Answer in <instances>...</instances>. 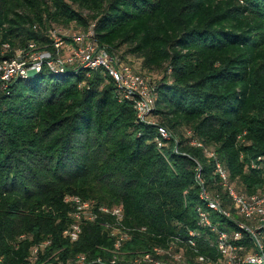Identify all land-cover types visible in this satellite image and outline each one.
<instances>
[{"label":"trees","instance_id":"trees-1","mask_svg":"<svg viewBox=\"0 0 264 264\" xmlns=\"http://www.w3.org/2000/svg\"><path fill=\"white\" fill-rule=\"evenodd\" d=\"M54 24L93 27L110 54L158 71V123L139 122L100 69L44 66L0 91V264H142L197 229L198 167L228 204L215 159L240 194L263 187L251 163L264 158V0H0V62L31 44L55 55ZM158 127L172 133L164 148ZM66 196L98 215L73 243ZM101 207L121 208V221Z\"/></svg>","mask_w":264,"mask_h":264},{"label":"built area","instance_id":"built-area-1","mask_svg":"<svg viewBox=\"0 0 264 264\" xmlns=\"http://www.w3.org/2000/svg\"><path fill=\"white\" fill-rule=\"evenodd\" d=\"M50 39L56 50L38 52L34 44L28 51L19 50L16 56L0 62V91L9 92L18 79H27L30 73L38 74L46 66L52 73L62 75L68 67H81L85 70H103L115 85L120 101H132L139 122H147L156 107L157 96L150 80L136 71L119 56L110 54L106 47H100L94 38L93 27L84 33L68 37L51 32ZM70 40L74 47L66 57L62 56L64 41ZM149 123V122H148ZM157 145L164 148V140H170L172 133L158 127ZM201 147L202 145L192 143ZM214 157L213 153L208 154ZM214 159V158H213ZM264 158L251 163L254 170L264 171ZM195 183L198 186L199 202L196 207L197 229L189 230L180 240L173 239L167 248L155 247L141 258L142 264H264V183L263 187L250 195L240 194L229 182V174L220 161L215 159L214 173L220 185L227 192L228 204L219 195L208 191L205 179L198 167ZM187 193V192H186ZM66 203L73 207L72 225L64 232L70 241H78L84 223L94 222L98 215L94 206L78 196L67 198ZM99 212L122 219L121 208H99ZM119 232L113 231V236ZM128 239L122 235L117 242ZM181 244V246H180ZM203 247L201 253L199 246ZM37 250H35L36 254ZM189 254V256H187ZM84 258L80 259L82 263ZM138 260L135 264H138ZM114 263V262H112Z\"/></svg>","mask_w":264,"mask_h":264},{"label":"rangeland","instance_id":"rangeland-1","mask_svg":"<svg viewBox=\"0 0 264 264\" xmlns=\"http://www.w3.org/2000/svg\"><path fill=\"white\" fill-rule=\"evenodd\" d=\"M76 25L74 24H71L69 26L67 25H52L51 28L49 29V32H57L58 34H63L65 36H72L73 34H76V33H84L80 28H75ZM48 32V33H49ZM64 52L65 53H69V50H71V46L69 44L68 41H64ZM125 52V49L121 50V54H124ZM125 61L130 64L136 71L140 72L142 75H144L145 77H147L149 80H150V83L152 85L153 88L156 87V85L158 84V82L161 80L162 78V75L158 72V71H154V72H150L148 70H144V71H141L142 69V64H141V61L140 60H137L136 58H133L131 56H126L125 55ZM72 68V67H70ZM147 122H150V123H153V124H156L158 123V119L153 117V116H150L148 118V121ZM183 134H185L186 138L189 139V138H192V133L190 131H186V133L184 132ZM192 143H197L196 141H193ZM191 143V144H192ZM198 144V143H197ZM195 146V145H193ZM198 147V146H197ZM69 198V196H66L65 197V200ZM66 202V201H65ZM91 202V201H90ZM93 203V202H91ZM113 208H116V207H112L110 209H113ZM33 255L31 256L32 260L33 261H36V254L35 253H32ZM124 256L123 255H116L115 257H113L112 259V264H116L117 261L119 262L120 260L123 262L124 261Z\"/></svg>","mask_w":264,"mask_h":264},{"label":"water","instance_id":"water-1","mask_svg":"<svg viewBox=\"0 0 264 264\" xmlns=\"http://www.w3.org/2000/svg\"><path fill=\"white\" fill-rule=\"evenodd\" d=\"M30 74L33 76V75H35V72H31Z\"/></svg>","mask_w":264,"mask_h":264}]
</instances>
